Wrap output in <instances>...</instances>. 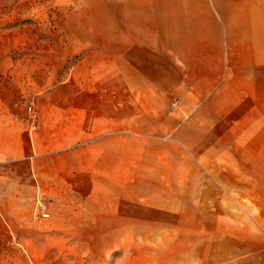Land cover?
I'll return each mask as SVG.
<instances>
[{
	"label": "crops",
	"instance_id": "obj_1",
	"mask_svg": "<svg viewBox=\"0 0 264 264\" xmlns=\"http://www.w3.org/2000/svg\"><path fill=\"white\" fill-rule=\"evenodd\" d=\"M122 2L124 49L89 79L78 64L35 95V117L0 93V264H51L48 230L111 217L119 185L131 213L135 158L155 135L173 184L159 227L178 231L179 264H264V0Z\"/></svg>",
	"mask_w": 264,
	"mask_h": 264
},
{
	"label": "rangeland",
	"instance_id": "obj_2",
	"mask_svg": "<svg viewBox=\"0 0 264 264\" xmlns=\"http://www.w3.org/2000/svg\"><path fill=\"white\" fill-rule=\"evenodd\" d=\"M122 4V0H0V93L19 96L22 109L33 115L35 95L60 87L78 64L89 79L93 64L108 58L109 49H124L112 36L113 18L125 12ZM157 138L151 136L145 142L150 148L135 158L131 213L123 212L126 206L121 205L130 188L125 191L120 185L122 198L111 217L92 211L95 222H89L70 213L69 228L48 230L54 239L51 264L180 263L175 256L178 231L159 227L157 207L172 200L173 184L159 180L163 176L158 171ZM40 203L48 210L43 199H36L32 220L47 227L43 221L47 217L35 216Z\"/></svg>",
	"mask_w": 264,
	"mask_h": 264
},
{
	"label": "built area",
	"instance_id": "obj_3",
	"mask_svg": "<svg viewBox=\"0 0 264 264\" xmlns=\"http://www.w3.org/2000/svg\"><path fill=\"white\" fill-rule=\"evenodd\" d=\"M33 117H35V114L33 113ZM45 206L43 205V204H39L38 206H37V210H36V213H35V216H36V218L37 219H40L39 218V216L41 217H44L45 216Z\"/></svg>",
	"mask_w": 264,
	"mask_h": 264
}]
</instances>
